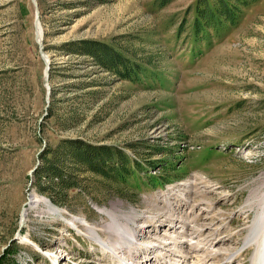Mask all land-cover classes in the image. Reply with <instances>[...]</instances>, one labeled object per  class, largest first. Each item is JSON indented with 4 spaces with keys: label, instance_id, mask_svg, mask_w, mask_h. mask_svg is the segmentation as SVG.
Returning <instances> with one entry per match:
<instances>
[{
    "label": "rangeland",
    "instance_id": "1",
    "mask_svg": "<svg viewBox=\"0 0 264 264\" xmlns=\"http://www.w3.org/2000/svg\"><path fill=\"white\" fill-rule=\"evenodd\" d=\"M39 1L48 33L43 51L57 63L50 78L57 92L54 113L66 117L81 106L85 115L67 127L49 121L41 132L49 106L36 6L32 0H0V256L18 233L9 264H129L142 251L141 240L122 238L129 259L120 258L108 248L120 241L118 227L130 238L151 229L152 235L164 219L168 247L187 253L184 240L192 236L190 242L203 245L195 257L177 252L171 263L165 255L163 264H264V239L258 242L249 229L264 199V0L211 41L194 35L197 0L165 6L158 0ZM76 1L82 5L69 7ZM80 38L120 47L144 72L136 81L117 79L60 48ZM65 62H79L69 71L77 77L63 76ZM93 79L95 87L62 88ZM89 91L98 92L96 102L69 99ZM66 136L122 149L140 160L139 169L126 183L82 170L71 176L82 190L67 197L56 189L44 194L30 185V172L42 163L43 149ZM34 194L49 203L25 205ZM24 205L28 213L19 233ZM160 213L178 217V223ZM74 216L86 219L89 229L70 225ZM175 224L186 228L172 233ZM207 241L219 249L215 258Z\"/></svg>",
    "mask_w": 264,
    "mask_h": 264
},
{
    "label": "trees",
    "instance_id": "2",
    "mask_svg": "<svg viewBox=\"0 0 264 264\" xmlns=\"http://www.w3.org/2000/svg\"><path fill=\"white\" fill-rule=\"evenodd\" d=\"M161 6H165L173 0H158ZM260 0H197L195 6V15L193 31L197 40H209L214 37H221L232 28L238 26L244 18L246 11ZM39 1V5H40ZM82 5L78 2H70L71 8H78ZM43 12L41 8V19ZM47 32L44 33L45 37ZM45 40V39H44ZM60 48L65 54L84 57L86 64L97 65L109 75L116 76L117 79L136 81L144 72L143 64L134 57L129 56L120 47L100 39L80 38L65 41ZM79 61V60H78ZM83 63V62H81ZM50 67V78L55 76L57 63L52 62ZM79 62H65L63 73L65 77H77L69 72L77 67ZM89 73L94 74L95 71ZM97 80L93 79L88 82L72 81L62 84V88L74 87L75 91L86 89L87 87L97 86ZM73 91V90H72ZM56 89L52 88L51 102L47 115L43 118L41 132L45 133L46 123L53 121L58 127H67L80 122L85 115V108L74 107L67 116L58 117L54 113V99ZM92 93V94H91ZM70 96H66L65 101ZM89 99L91 102L98 100L97 91L85 92L81 95L71 96L69 99ZM90 105V102H88ZM97 117V114L94 115ZM50 129V128H49ZM133 147L134 144H129ZM42 163L35 170L33 185L46 194L56 189L62 191L64 197L71 191L82 190L76 175L80 171H89L95 176L102 177L107 182H125L128 177L134 175L139 169L140 160L131 158L122 149L115 146L102 145L93 142L83 136H66L60 137L56 146H47L41 152ZM140 158V157H139ZM51 189V190H50ZM52 196V195H51ZM55 198L54 196H52ZM55 201V200H54ZM12 245V244H11ZM11 245L5 249L0 256V264H9L8 257L13 253Z\"/></svg>",
    "mask_w": 264,
    "mask_h": 264
},
{
    "label": "bare ground",
    "instance_id": "3",
    "mask_svg": "<svg viewBox=\"0 0 264 264\" xmlns=\"http://www.w3.org/2000/svg\"><path fill=\"white\" fill-rule=\"evenodd\" d=\"M42 201L47 203V204L49 203V200L46 199L44 196L41 197L39 194H34L31 197L29 205H30V207H34V206L39 205ZM259 203H260L259 205L262 208V210L261 211L259 210L257 212L255 218L253 219V221H251V224L249 227L250 231L253 229L255 230V232L251 236L254 239H257L258 242L260 241L259 237L264 239V199H262V200L260 199ZM27 213H28V211L25 210V212L23 214V220H25V221H26ZM160 214L164 215L166 217L167 221H168V219H170L171 222L178 223V220H179L178 217H176V216L174 217L173 215H170V214H164V213H160ZM160 218H161V215L159 216V219ZM158 222H160V223L157 226H160V227H158V229H156L157 231H155V234H152V235L149 234L150 232H152V229L147 230V231L144 230L138 236L134 235L131 238L129 237L130 235H125L124 231L120 227H118L119 229L116 231V233L120 237V241L117 242L115 245L113 243H111V246L109 245L108 248L113 250V253L116 254L117 256H119L120 258H122V259L126 258L127 259L128 258L127 251L125 250V248L123 249L124 245H123V241H121V239L122 238L128 239V241L132 244H138L139 241L141 240V242L139 244H141L140 248H142L141 249L142 251H140L138 254H136L135 259L132 262L130 261L129 264H161V263L163 264V263H165V259L167 258L165 255H167L169 257L167 259V261H169L171 263L170 260L173 259V256L177 255V252H181L182 257L184 256L186 258V257H193V256L195 257L197 255H193L192 253L202 250L201 249L202 245H203L202 242H200L199 240L190 242L191 240L195 239V237H193V236L189 237V239H187V240H184L190 246V251H188L187 253H182L181 250H177V246H175L174 249H172L171 246L168 247L169 244H167L166 242L164 243L163 240H165L167 238V236L170 234L167 233L166 231L161 232L162 227H165L164 225H167V223L164 221V219H160V221L158 220ZM69 224L72 225L74 228L79 229L80 231L83 230L82 226L87 227L89 229V222L86 219L78 217V216H74V218H70ZM175 225H177L178 227H174V225H172V227H170V229H169V230H171L172 233H173L172 228H174V229H181L182 228L183 230L186 228V225H178V224H175ZM168 228H169V226H168ZM203 230H204L203 228L197 229L196 233H198V235H201ZM215 230L217 231V229H215ZM193 234H195V233H193ZM209 235H207V236H209ZM211 235H212V233H211ZM147 237L152 238V239L146 240ZM187 237H188L187 235H184V238H187ZM219 242H220V240L218 241V243ZM208 243H210V246H211V254L209 255V257L215 258L218 254L219 249L215 250L214 242L209 241ZM208 243L207 244L205 243V245H208ZM263 243H264V241H263ZM158 249H161V251H159V254L158 255L153 254V251L158 252ZM202 258L203 259L201 262L205 263L207 260H205L203 256H202ZM210 258H209V260H210ZM262 259H263V263H264V258H262ZM221 263H219V264H221Z\"/></svg>",
    "mask_w": 264,
    "mask_h": 264
},
{
    "label": "water",
    "instance_id": "4",
    "mask_svg": "<svg viewBox=\"0 0 264 264\" xmlns=\"http://www.w3.org/2000/svg\"><path fill=\"white\" fill-rule=\"evenodd\" d=\"M33 3L36 6V18H35V25H36V38L38 43L40 44V48H41V54L43 59L45 60V64H46V68H45V76H46V86H47V92H46V100H47V105L49 106L50 102H51V95H52V86L50 84V67H51V60L50 57L47 53H45V51H43V46H42V41H43V37H44V30H43V26H42V22H41V10H40V6H39V2L38 0H32ZM39 162L37 163V165L31 170L30 175H31V180H30V185L33 184L34 181V176L33 173L35 172L36 168L38 167ZM31 198L29 197L28 202L25 203V205L29 204ZM24 205L23 211H22V217L24 214V210L26 209V206ZM21 217V222H20V226H19V233L21 231V227L23 226V219ZM19 236L18 233L9 241L8 245L5 246L3 248V250H5L9 245H11L14 241L18 240Z\"/></svg>",
    "mask_w": 264,
    "mask_h": 264
}]
</instances>
